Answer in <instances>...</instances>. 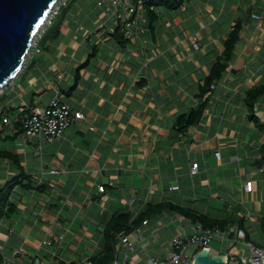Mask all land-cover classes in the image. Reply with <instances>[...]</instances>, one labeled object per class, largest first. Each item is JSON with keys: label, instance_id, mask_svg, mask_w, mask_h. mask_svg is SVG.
<instances>
[{"label": "crops", "instance_id": "1", "mask_svg": "<svg viewBox=\"0 0 264 264\" xmlns=\"http://www.w3.org/2000/svg\"><path fill=\"white\" fill-rule=\"evenodd\" d=\"M70 1L52 18L65 12L59 37L42 47L38 40L40 51L0 88L3 264H87L103 251L115 213L133 219L163 202L220 221L215 254H247L246 241L264 248V92H255L264 86V0H181L176 8L175 0H145L136 36L96 3L88 10ZM237 20L232 59L207 88ZM117 24L126 43L112 35ZM56 93L84 119L53 141L26 137L18 115ZM201 104L196 121L179 123ZM197 224L204 227L176 211L156 212L139 244L133 235L127 249L118 239L116 257L144 262Z\"/></svg>", "mask_w": 264, "mask_h": 264}, {"label": "built area", "instance_id": "2", "mask_svg": "<svg viewBox=\"0 0 264 264\" xmlns=\"http://www.w3.org/2000/svg\"><path fill=\"white\" fill-rule=\"evenodd\" d=\"M66 0L63 1L65 3ZM145 0H97L96 9L99 11H105L111 18L117 19V22L125 29L126 33L136 36L137 30H139L138 19L139 11L142 9ZM57 14V10L54 11V16ZM52 16L48 21L51 24ZM47 26V27H48ZM41 38V37H40ZM39 38V39H40ZM190 40L195 50L201 48V43L197 34H191ZM38 43V41H37ZM37 43L31 44V48L34 52H39ZM84 119V114L80 110L72 109L68 102L62 98L58 93L54 94L43 107H27L17 117V122L20 123L23 133L26 137L45 138L48 141H53L56 138L62 137L65 132L76 121ZM10 116H4L2 118L3 123H8ZM198 163L195 162L191 166V174L197 172ZM179 187L175 185L173 190H177ZM99 192H104V186H99ZM253 190V182L247 180L244 183V191L251 192ZM148 224V220L143 222V225L133 229L130 233L121 235L120 241L127 249H131L133 242L131 236H136V243L139 244L144 238V227ZM224 232L218 228L202 227L197 224L193 231L185 234H173L169 240V247L166 251L157 256H148L144 262L130 261L127 256L122 259L118 257L114 258L110 264H187L183 260L185 252L190 246L199 244L211 249V241L215 236L223 237ZM237 236L244 237L243 230H237ZM63 236H59L62 239ZM51 239H46L43 244H51ZM246 247L248 253L243 254L235 251H224L222 256L228 255V262L225 264H264V248H261L252 242L246 241ZM90 264V262H87ZM193 264V262H191Z\"/></svg>", "mask_w": 264, "mask_h": 264}, {"label": "water", "instance_id": "3", "mask_svg": "<svg viewBox=\"0 0 264 264\" xmlns=\"http://www.w3.org/2000/svg\"><path fill=\"white\" fill-rule=\"evenodd\" d=\"M56 1L0 0V88L21 69L36 31ZM183 260L187 264H225L228 255L212 254L196 244L185 252Z\"/></svg>", "mask_w": 264, "mask_h": 264}, {"label": "trees", "instance_id": "4", "mask_svg": "<svg viewBox=\"0 0 264 264\" xmlns=\"http://www.w3.org/2000/svg\"><path fill=\"white\" fill-rule=\"evenodd\" d=\"M77 0H71L70 2H76ZM150 5H155L159 3H163L167 0H149ZM182 3L181 0H175L170 5L171 8H176ZM65 12H62L61 16H57L55 20L51 22V24L46 28L43 35L39 39L38 45H41V47L45 44L46 41H50L53 39H57L59 35L61 34L62 29V21H63V15ZM54 19V18H53ZM120 25L117 24L113 30V36L119 43H126L128 40L127 38H124V36L121 35V37L118 36L120 33ZM241 29V23L237 20L233 30L230 32L229 37L224 42V51H223V57L222 60H217L213 66L211 67V71L209 76L205 79L204 85L205 87L209 88L210 85L221 78L223 73L225 72V69L227 67L228 61L232 59V55L234 53L235 44L238 41L239 38V31ZM200 93L206 91L205 89L202 90V87L200 88ZM258 95L259 93L264 92V86L261 88H258L257 91H255ZM199 93V94H200ZM204 104H201L197 107V109L192 110L188 113L182 114L179 116V123H184L186 125L192 124L194 121H196L199 116L202 113V110L204 108ZM258 126L259 125L257 124ZM5 196V195H4ZM3 196V197H4ZM172 210L180 213L183 216L190 217L192 221L194 222H200L204 227H213L214 225L221 226L220 221H212L211 223L207 222L205 219H198L196 218V215L191 214L187 212L186 210L182 208H178L175 206H172L166 202L160 203L157 206L150 207L149 210H146L145 212L139 214L135 218H131L130 214L124 213V212H118L115 213L107 222L105 229H104V242L105 247L103 251L93 258H91L90 264H110L111 261L116 258V245L118 243V239L121 235L130 233L133 229L140 227L143 225V222L151 218L152 215H154L156 212H163V210ZM190 215V216H189ZM0 264H3V256L0 252Z\"/></svg>", "mask_w": 264, "mask_h": 264}, {"label": "rangeland", "instance_id": "5", "mask_svg": "<svg viewBox=\"0 0 264 264\" xmlns=\"http://www.w3.org/2000/svg\"><path fill=\"white\" fill-rule=\"evenodd\" d=\"M63 1H64V0H57L56 3L52 6L51 10L49 11V13L47 14V16H46L45 19L43 20L42 24L39 26L38 30L36 31V33H35V35H34V38H33V40H32V43H33V44L37 43V41H38L39 38L41 37L42 33L46 30V28H47V26H48V24H49V21H48V20H49L52 16H54L53 14H54L55 9H56V8L58 7V5H59L61 2H63ZM79 2L85 4V6H86L85 8H87L88 10H90V9L93 7V5L96 3V0H79L78 3H79ZM31 52H33V49L30 47L29 50H28V52H27L26 55H25V58H24L25 61H23V64H24V62H26V60H27V58H28V56H29V54H30ZM21 68H22V67H21ZM215 237H216V236H215ZM134 238H136V237L134 236ZM190 247H192V246H190ZM190 247H189V248H190ZM219 247H220V243L218 242V240L213 239V240L211 241V253H212V254H215L216 251H218ZM189 248H188V249H189ZM231 264H232V263H231Z\"/></svg>", "mask_w": 264, "mask_h": 264}]
</instances>
